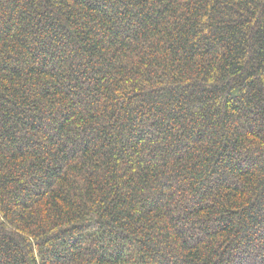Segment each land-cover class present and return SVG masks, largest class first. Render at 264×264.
<instances>
[{
  "label": "trees",
  "instance_id": "trees-1",
  "mask_svg": "<svg viewBox=\"0 0 264 264\" xmlns=\"http://www.w3.org/2000/svg\"><path fill=\"white\" fill-rule=\"evenodd\" d=\"M0 264H264V0H0Z\"/></svg>",
  "mask_w": 264,
  "mask_h": 264
}]
</instances>
